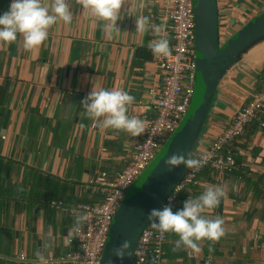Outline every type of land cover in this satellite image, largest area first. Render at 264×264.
Returning <instances> with one entry per match:
<instances>
[{"label":"crops","instance_id":"1","mask_svg":"<svg viewBox=\"0 0 264 264\" xmlns=\"http://www.w3.org/2000/svg\"><path fill=\"white\" fill-rule=\"evenodd\" d=\"M10 3L0 0V15ZM69 3L72 23L54 25L38 49L25 52L22 41L19 48L16 43L0 44V264H39L38 252L46 258L66 252L74 221L51 202L73 205L98 199L88 187L91 179L102 170L114 175L123 168L142 137L94 125L81 106L93 87L128 91L135 97L128 115L145 126L154 116L150 91L160 87L162 74L148 43L160 37L153 30L138 33L135 19L145 15L152 25H162L161 36L171 45L173 39L164 34L171 19L162 0H126L119 30L112 34L75 0ZM257 3L261 8L256 12ZM263 8L260 0L219 2L220 19L227 16L233 33ZM254 55L227 74L199 149L230 123L253 90L262 88L264 44ZM251 126L234 145L239 166L227 173L204 169L178 201L177 210L208 186H225L226 198L206 215L221 217L226 235L215 243L200 242L201 253L192 254L173 251L179 237L169 233L163 264H203L208 253L215 264H264V131L250 134ZM50 229V247L41 251ZM23 253L25 260L20 258Z\"/></svg>","mask_w":264,"mask_h":264},{"label":"built area","instance_id":"2","mask_svg":"<svg viewBox=\"0 0 264 264\" xmlns=\"http://www.w3.org/2000/svg\"><path fill=\"white\" fill-rule=\"evenodd\" d=\"M162 2L171 19L169 30L164 34L170 35L173 41L170 45L171 56L154 57L162 74L160 87L150 91L152 95L150 104L154 116L148 120L145 133L134 144L124 167L114 175L102 170L91 179L88 187L98 195V199L73 205L63 200L51 202L52 207L63 210L73 221V208L86 211L89 221L79 232L73 233L72 244L66 252L47 258L50 264H101L114 216L127 190L155 158L189 110L197 82L194 0H162ZM260 2L264 5V0ZM257 4L253 9L256 12L261 8L259 3ZM221 19L226 20V27L221 29L220 25V31L226 35L229 33L227 16L223 14ZM255 122L264 126V82L262 88L251 92L235 112L230 123L219 133L210 136L205 148L197 149L192 158H203L204 166L198 171L186 168L177 184L179 191H175L176 186L158 209L168 204L171 196L173 211H176L181 194L189 185L197 182L204 169L210 167L221 173L234 171L239 166L234 145L237 139L246 133L247 127ZM185 178L188 180L187 183L184 182ZM168 237L169 233H166L160 238L159 233L151 228L149 222L135 247L139 256L133 255L131 264H152L153 257L157 255L159 256L157 264H163ZM20 258L25 260L27 256L23 253ZM203 264H215L214 255L208 253Z\"/></svg>","mask_w":264,"mask_h":264},{"label":"clouds","instance_id":"3","mask_svg":"<svg viewBox=\"0 0 264 264\" xmlns=\"http://www.w3.org/2000/svg\"><path fill=\"white\" fill-rule=\"evenodd\" d=\"M75 3L82 6L83 11L92 17L105 22L103 29L112 34L118 31L117 21L121 19L120 13L126 0H75ZM143 8V4L140 5ZM73 13L69 0H11L9 10L0 15V44L16 43L18 48L21 45L25 52L34 51L41 47L49 38V30L59 22L71 24ZM136 31L141 34L153 30L159 39L151 40L148 48L154 57L167 58L172 54L170 42L166 37L161 36L162 25H152L150 18L139 15L135 19ZM135 97L130 95L123 88L93 89L83 99L81 106L86 116L93 121L94 125L101 129H112L124 131L134 137L145 133V122L135 116L128 115L129 108L133 105ZM169 172L180 166L198 171L204 166L203 158H192L191 153L187 158L183 152L173 153L164 161ZM185 183L188 182L185 178ZM179 191L178 186L175 189ZM227 192L223 185L208 186L202 194L196 198H189L184 201L182 209L173 211L172 200L160 209H152L148 215L150 226L160 238L166 233H174L179 239L173 251L191 250L192 254H199L202 251L200 242L204 240L213 243L218 242L226 235L224 220L217 216L209 218L206 213L215 209L226 198ZM74 223L69 227L66 245L72 244L71 237L74 232H79L89 221L86 211L72 209ZM51 229L48 237L42 242L41 251L50 247ZM131 242L125 240L119 247L112 250V254L121 261L126 256H139L137 250L132 252ZM159 253V249H157ZM39 264H48V259L41 252L37 253ZM159 256H154L152 264H157ZM109 264H112L109 261Z\"/></svg>","mask_w":264,"mask_h":264},{"label":"water","instance_id":"4","mask_svg":"<svg viewBox=\"0 0 264 264\" xmlns=\"http://www.w3.org/2000/svg\"><path fill=\"white\" fill-rule=\"evenodd\" d=\"M196 13L197 82L189 110L175 132L127 190L109 232L101 264H131L132 256L123 261L112 254L125 240L134 252L148 215L158 209L180 181L185 167L169 172L164 161L173 153H196L206 133V123L227 74L254 49L264 44V10L247 21L224 41L221 39L218 0H194Z\"/></svg>","mask_w":264,"mask_h":264},{"label":"trees","instance_id":"5","mask_svg":"<svg viewBox=\"0 0 264 264\" xmlns=\"http://www.w3.org/2000/svg\"><path fill=\"white\" fill-rule=\"evenodd\" d=\"M251 125H250L251 126L250 134H255L258 130H263L264 131V126H261L258 122H255V123H253Z\"/></svg>","mask_w":264,"mask_h":264},{"label":"rangeland","instance_id":"6","mask_svg":"<svg viewBox=\"0 0 264 264\" xmlns=\"http://www.w3.org/2000/svg\"><path fill=\"white\" fill-rule=\"evenodd\" d=\"M262 4V3H261ZM263 5V4H262ZM264 9V8H263ZM220 11H221V9H220ZM220 25H221V29L223 28V27H226V20H224V19H221L220 20ZM232 34L233 32L231 31V29L229 28V34ZM228 38V36L227 35H224V34H222L221 33V39L224 41L225 39H227ZM200 146V145H199ZM210 167H208L207 169H209Z\"/></svg>","mask_w":264,"mask_h":264}]
</instances>
